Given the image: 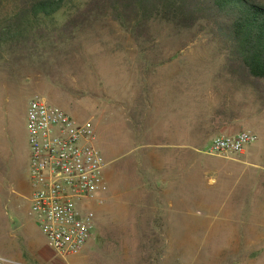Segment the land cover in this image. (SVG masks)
Returning a JSON list of instances; mask_svg holds the SVG:
<instances>
[{"label": "rangeland", "instance_id": "obj_1", "mask_svg": "<svg viewBox=\"0 0 264 264\" xmlns=\"http://www.w3.org/2000/svg\"><path fill=\"white\" fill-rule=\"evenodd\" d=\"M19 7L0 0L5 264H264V135L253 132L264 133V81L233 74L215 27L156 15L125 29L109 0H74L29 22ZM34 97L90 121L106 164L92 238L65 259L28 214ZM240 131L255 137L242 156L208 152L214 137Z\"/></svg>", "mask_w": 264, "mask_h": 264}, {"label": "built area", "instance_id": "obj_2", "mask_svg": "<svg viewBox=\"0 0 264 264\" xmlns=\"http://www.w3.org/2000/svg\"><path fill=\"white\" fill-rule=\"evenodd\" d=\"M25 126L31 183L28 214L56 256L77 255L94 232L92 206L101 204L107 192L106 164L94 144V127L38 97L27 105ZM254 141L244 131L216 136L208 152L242 156ZM0 264H5L1 256Z\"/></svg>", "mask_w": 264, "mask_h": 264}, {"label": "trees", "instance_id": "obj_3", "mask_svg": "<svg viewBox=\"0 0 264 264\" xmlns=\"http://www.w3.org/2000/svg\"><path fill=\"white\" fill-rule=\"evenodd\" d=\"M73 1L19 0L17 18L24 22L52 18ZM109 4L113 17L125 29L124 22L156 15L184 27L205 20L215 27L233 74L264 81V5L255 0H109Z\"/></svg>", "mask_w": 264, "mask_h": 264}, {"label": "crops", "instance_id": "obj_4", "mask_svg": "<svg viewBox=\"0 0 264 264\" xmlns=\"http://www.w3.org/2000/svg\"><path fill=\"white\" fill-rule=\"evenodd\" d=\"M253 132H254L256 135H258V136H259V134H260V135H261V134L264 135V133L260 132V131L257 130L256 128H254ZM261 140L264 141V139H261Z\"/></svg>", "mask_w": 264, "mask_h": 264}]
</instances>
